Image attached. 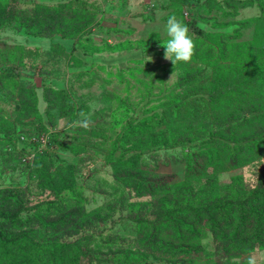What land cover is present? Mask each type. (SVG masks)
Returning <instances> with one entry per match:
<instances>
[{
    "label": "rangeland",
    "instance_id": "obj_1",
    "mask_svg": "<svg viewBox=\"0 0 264 264\" xmlns=\"http://www.w3.org/2000/svg\"><path fill=\"white\" fill-rule=\"evenodd\" d=\"M15 2L68 6L52 35L20 32L14 24L0 28V209L15 204L10 197L26 196L22 215L34 225L32 236L48 238L52 234L44 221L62 215V181L72 177L78 207L92 221L89 233L104 230V237L139 250L150 264H246L249 256L264 264L259 248L222 257L208 229L200 239L177 237L171 211L184 201L183 190L173 184L185 178L190 143L158 146L162 135L168 140L196 126L208 130L205 137L217 148L234 149L243 138L255 140L264 131V115L235 127L245 115L264 114V0ZM69 10L78 13L69 17ZM173 14L188 26L196 45L189 63L174 65L164 58L165 24ZM5 44L21 48L8 50ZM255 58L263 60L261 72L253 68ZM180 100H185L181 106ZM219 126L222 134L215 132ZM38 152L46 154L45 172L52 177L40 179L34 163ZM221 156L230 157L223 151ZM255 156L237 168L217 167L216 176L192 185L205 182L213 195L237 182L240 188L255 187L264 153ZM130 159L132 166L125 168ZM124 174L147 176L146 183L164 187L152 196L149 190L139 193L121 179ZM95 213L102 216L98 229ZM138 218L149 223L138 228ZM22 224L0 219V228L10 234ZM153 236L193 248L178 254L152 251L148 238ZM88 249L80 264H109L98 262V251L105 252L99 237ZM44 250L43 264H52L48 256L54 248ZM18 251L0 242V264H19Z\"/></svg>",
    "mask_w": 264,
    "mask_h": 264
},
{
    "label": "trees",
    "instance_id": "obj_2",
    "mask_svg": "<svg viewBox=\"0 0 264 264\" xmlns=\"http://www.w3.org/2000/svg\"><path fill=\"white\" fill-rule=\"evenodd\" d=\"M66 6H68V3L56 5L33 3L30 7H21L15 0H0V28L14 24L20 32L35 35H52L54 32H59L55 31V27L60 26L62 8ZM67 13H70L69 17H73L78 12L69 10ZM82 36L83 33L79 35V38ZM4 46L8 50L21 48V46L10 44H5ZM0 51H2V48H0ZM252 61L254 70L261 72L263 70V60L255 58ZM8 73L10 72H5L4 74ZM183 101L185 100L178 101L177 105L181 106ZM263 115V113L258 112L250 116L245 115L241 119V123L236 124L235 127H240L239 125L241 124L247 125L254 118H259ZM162 119H165V117ZM221 127L219 126L215 131L217 134H222V131L219 130ZM173 129H178V127ZM205 135L209 136L208 130L203 126H196L184 135L181 134L175 137L171 135L168 140L162 135L160 145H158L161 148H173L177 143H190L188 145L190 150L185 153L187 156L185 158L187 166L185 178L181 182L173 184L176 188L183 190V193H180L182 195L181 202L184 201V204L180 205L179 209L171 211V213H174L173 218L175 217L177 220L176 223H172L175 234L180 239L185 235L200 239L204 229L211 230L214 238L221 245L222 251L220 253L222 257H231L234 254L232 253L233 251H236L237 254H245L252 252L256 248L264 249V168H260L258 171L259 180L256 182L255 187L240 188L239 182H237L234 188L227 186L229 189L224 193L213 195V190L211 191L210 186L205 184V182L200 188H195L192 185L193 180L205 179L208 174L216 176L215 173H218L217 167L237 168L250 161V159H254L256 154L264 153V131L262 129L259 130L255 140L250 141L245 140L248 138H243L234 149H231L229 144H225V147L217 148L213 141L210 138H206ZM181 136H185L186 139H180L179 137ZM219 136L221 137V135ZM222 151L230 155L228 160L222 158ZM45 155L38 152L34 158L40 179L52 177L48 173L49 170L45 172L47 168ZM133 161L132 159L128 160L125 163V168L132 166ZM64 166L68 167L67 164H64L62 168ZM210 168L212 169L210 170ZM125 176L127 178H124ZM147 178V176L136 177L133 174L121 176V179L128 183L129 188H137L139 193H146L149 190V195L152 196L155 191L164 187L153 182L152 184L146 183ZM47 181L48 179L45 183H48ZM51 182L53 183V180ZM73 182L74 179L72 177L62 181V215H55L44 221L45 229L50 230L52 234L48 235V238L35 240V236H32L33 231H35L34 225L27 222L22 215V206L28 203L26 196L10 197V200H13L10 203L15 202V204H10L9 208L0 209V219L16 220L23 223L12 234L6 233L0 228V242L5 244L6 247L20 250L18 255L16 254V256L23 258L19 260V264H31V262L43 264L42 260L46 259L44 248H54L53 254L48 256L52 264H80L82 259L87 256L88 251H90L88 247L94 236L95 239L99 237V243L105 250V252L98 251L99 263H105L104 260H106L109 264H150L145 257L146 255L139 250L125 249L122 244L120 246L111 238L104 237L102 234L104 230L97 231L98 233L96 231L89 233L92 221L84 212V207H78L80 204L76 193L78 186L77 183L71 184ZM46 186L51 188L49 185ZM52 187L56 188L57 186ZM18 200L20 203L17 204L16 201ZM152 207L154 208V206ZM41 213V210H39L38 216H42ZM35 215L37 214L34 213L31 217ZM31 217L27 216L28 219ZM93 217L95 218L92 219L93 227L97 225L98 229L102 222L99 217L102 218V216L95 213ZM136 222L139 226L138 228H141L143 224L149 223V220L144 222V220L138 218ZM61 237L62 240H59ZM148 239L152 240L148 242V246L152 251L159 253L178 254L189 252L193 248L191 243L175 245L158 240L155 236ZM226 253H230V255ZM221 259L223 260L224 258ZM173 262L176 261L170 260L169 263Z\"/></svg>",
    "mask_w": 264,
    "mask_h": 264
},
{
    "label": "clouds",
    "instance_id": "obj_3",
    "mask_svg": "<svg viewBox=\"0 0 264 264\" xmlns=\"http://www.w3.org/2000/svg\"><path fill=\"white\" fill-rule=\"evenodd\" d=\"M165 30L169 39L163 44L165 47L164 58L171 60L174 65L177 62H191L196 45L188 26L173 14L168 17ZM84 126H88L87 121H85ZM246 264H257L256 257L249 256Z\"/></svg>",
    "mask_w": 264,
    "mask_h": 264
}]
</instances>
